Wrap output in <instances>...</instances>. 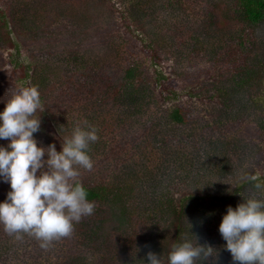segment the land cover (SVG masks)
Returning a JSON list of instances; mask_svg holds the SVG:
<instances>
[{
    "label": "rangeland",
    "instance_id": "rangeland-1",
    "mask_svg": "<svg viewBox=\"0 0 264 264\" xmlns=\"http://www.w3.org/2000/svg\"><path fill=\"white\" fill-rule=\"evenodd\" d=\"M226 4L227 0H0V80L11 81L16 86L30 85V79L22 71L32 63L33 56L18 41L19 32L30 43L36 57L52 56L56 71L71 77L67 78L66 90L62 86L67 91L65 96L50 102L40 95L41 109L37 111L40 128L33 133L38 144L47 146L51 142L57 149L50 127L57 118V106L77 97L76 91L81 89L77 78L81 71L71 70L77 54L85 53L90 62L106 60L109 66L117 62L119 67L123 65V56L138 55L154 100L152 111L143 112L141 121L125 118L127 123L120 129L118 123L123 118H117L120 115L115 104L107 103L102 109L105 113L97 118L102 131L114 136L117 148L130 153V167L125 172H132V177L121 175L117 180L139 183L135 172L141 173V178L151 173L144 179V191L133 193V210L137 215L141 216L149 204L150 211H154V216H146L149 220L141 221L142 233L135 250L121 249L119 233L103 238L102 233H106L99 221L87 215L74 222L70 235L51 241L47 247H41L40 241L28 234H21L19 239L14 234L1 235L0 264H78L75 256L81 254L85 255L82 264H142L136 260L129 263L133 251L134 257L143 256L145 252L139 254L140 250L150 244L154 249L151 251L166 254L169 246L178 241L179 221L174 216L167 218L170 210L166 200L172 195L175 203L185 195L189 221L194 212V222L204 219L211 225L209 229L200 222L196 226L187 223V227L203 229L207 238L198 242L215 248L213 254L220 252L229 260L226 264H238L224 247L218 224L226 206L235 207L248 196L264 199V80L241 89L232 85L228 68L222 63L223 55L214 62L207 50L213 45L215 53L221 54L228 46L230 32L226 18L219 16L212 23L208 19L209 7L223 10ZM205 31L209 42L203 34ZM17 61L25 68L18 67ZM69 61L71 65L66 63ZM234 95H239L236 99L242 104L237 113H234L237 110ZM175 105L189 106L192 124L176 126L167 120L168 109ZM145 106L149 108L148 104ZM78 121H81L79 117L72 116L66 122L73 127ZM121 136L129 140H122ZM205 167L211 173L205 172ZM157 173L167 178L164 181L167 190L157 185L150 191ZM238 185L241 186L239 197L230 195ZM127 187L134 186L129 183ZM210 213L212 217H208ZM171 220V226H166ZM215 220L217 224L212 223ZM159 224L164 226L161 228ZM131 225L135 226V222ZM197 232L181 234L179 238L187 237L195 242ZM3 256L6 258L2 259ZM212 261L209 257L201 264H214Z\"/></svg>",
    "mask_w": 264,
    "mask_h": 264
},
{
    "label": "trees",
    "instance_id": "trees-1",
    "mask_svg": "<svg viewBox=\"0 0 264 264\" xmlns=\"http://www.w3.org/2000/svg\"><path fill=\"white\" fill-rule=\"evenodd\" d=\"M207 10L208 7L206 8V11ZM219 16L226 18L229 24L227 32H230V34L228 37V46L223 53H215L216 48L213 45L208 46L209 49L207 48V50L209 53H212L214 62L219 61L220 55H223L224 60H222V63L228 68L230 79L233 80L232 85L236 84L238 85L236 87H240V89L252 86L255 81L259 79L263 81L264 0H227V4L223 10L215 6L209 7L208 19L210 23ZM21 34V32L18 33V41L22 43L26 49L30 50V54L33 56V61L31 60L32 63L28 64V68L26 67V69L22 71V73L25 72L26 77L30 79L29 84L37 85L40 95L46 97L50 102L56 101V98L60 95L65 96V92L67 91L64 92V89L66 90L69 85L67 84V78L71 79V77L61 74L59 70L56 71L54 67V58L52 56L46 55L36 57V55L32 53L30 43ZM203 34L206 35V41L209 42L207 31ZM1 38L2 35L0 31V40ZM240 57L243 60H240ZM71 61H73V59H71ZM71 61L66 63L71 65ZM121 62L123 65L120 67L117 65V62H111L109 66L106 60H94L90 62L85 53L77 54L75 65L71 67V70L73 72L75 68V70L81 71L82 75L80 77L77 76L79 79L78 85L81 89L76 91L77 97H74L70 101H64L57 106L56 110H58V115L55 116L57 118H55L53 126L50 127V133L56 137V142L58 144L57 150L59 151L64 136L67 135L72 128L71 125H67L66 122L69 118L76 116L79 117L81 121L86 119L96 126L98 139L92 142L89 148V155L93 160V167L90 170L80 169L78 179L87 190V199L94 202V210L90 216L99 221L98 224L101 225V229L106 233L104 235L101 232V236L106 239L107 236L111 234L115 235L119 233L121 241L123 242L121 249L130 252L132 248L135 250L138 245L136 243L142 233L141 221L149 220V218L146 217L148 214L154 216V211H150V204L140 216L133 210L134 204L132 203L133 193L136 194L144 191V179L149 177L151 173L141 178V173L138 174L139 172H135L136 174L134 173V175L138 177L137 180L139 183L127 180H123V183L117 180L118 177L121 178V175H123L122 178L127 177L130 179L132 177V174H130L132 172H125V170L130 167L128 161L130 153L125 154L122 149L117 148L119 146L118 142L115 140L114 136L110 137L108 135V131H102L101 124H98L97 118L99 115L105 113L102 109L107 103L115 104L117 110L119 109L118 114L120 115L117 118H123L118 123L119 128L121 125L127 123L125 118L129 119L133 117L135 122L139 118L141 121L143 112L149 114V111H152L154 100L152 98L153 89L150 87L149 80H147V72L143 67L140 57L134 53H129L127 57L123 56ZM16 63L18 67L20 66L22 69L25 68L20 65L18 61ZM117 66L118 68H116ZM109 70H111V73L108 72ZM48 85L52 88H49ZM15 86L16 85L11 81H1L0 108H3L4 99H6L8 92ZM62 86L64 89H62ZM100 87L102 89H100ZM78 95L80 96L78 97ZM238 96L239 95L233 96V100H236L233 102L234 109H237L234 110V113L239 112V109L242 108L239 98L236 99ZM145 104H148L149 108H147ZM190 112L191 110L188 105L172 106L167 111V120L176 126H188L192 124ZM149 121L150 120H148V123ZM123 131L118 132V136H120ZM121 139L129 140L124 136H121ZM128 143H130V141H128L127 144ZM0 144H5V140H0ZM217 145L223 147V144L218 143ZM129 149L131 151L134 150L131 145H129ZM116 150L118 153H116ZM205 169V172L211 173L210 168L205 167ZM248 178L249 180L251 179L250 177ZM178 179L179 181L182 180V173L178 174ZM259 179L260 177L252 181H257ZM155 180V184H150L152 187L150 191L153 189L155 190L154 186L157 185L167 190L164 183L167 178L164 175L157 173L155 175ZM129 183L133 184L134 187L132 189L127 187ZM239 185L232 190L230 195L239 197V191H241L239 189L241 186ZM8 189V183L6 181H0V199L5 197ZM159 196L164 197L165 195L160 194ZM184 198L185 195L175 203L174 195H172L166 200L167 209L170 210L171 215L170 216L168 213L167 218L170 220L171 217L174 216L179 221L176 229V235H178L176 239L180 240L181 238H179V236H181V234L188 235V233L192 231H198V236H196L197 240H206L207 236L202 232L203 229L197 230V228L194 227H187V223L193 222L192 225L196 226L199 225L200 222L201 226L206 225V228L209 229H212L211 225L207 223V221L204 222V219L201 221L199 220V222H194V212H192V217L189 221L186 215L189 214L190 209H185ZM163 199L165 200V198ZM208 217H212V214L210 213ZM134 222L135 226H132L131 224ZM171 222L172 220L166 226H171ZM156 223H158L157 219H155V224ZM212 223L217 224L216 220L212 221ZM159 225L161 228L164 226L163 224ZM1 235L5 237L8 233L0 228V238ZM124 242H126V244H124ZM151 244L156 246L155 243ZM149 245L150 244H145L144 249L140 250L139 254L154 250ZM123 250L121 252H123ZM133 253V255L131 254L132 260L129 263H132L134 260L142 261L141 259L146 258V255L134 257L136 252L133 251ZM1 255L0 250V257ZM83 256L85 255L81 254L75 256L78 260V264H82L81 260H83ZM4 258L6 257L3 256L2 259ZM214 258L215 255L213 254V259ZM215 259L217 262H220L218 264H226L229 261L220 254V252H216ZM212 262L216 264L215 260ZM208 263L211 264V262ZM4 264L11 263L4 262Z\"/></svg>",
    "mask_w": 264,
    "mask_h": 264
},
{
    "label": "clouds",
    "instance_id": "clouds-1",
    "mask_svg": "<svg viewBox=\"0 0 264 264\" xmlns=\"http://www.w3.org/2000/svg\"><path fill=\"white\" fill-rule=\"evenodd\" d=\"M38 109L41 99L34 84L13 87L0 108V140L7 141L0 144V181L9 185L0 199V228L17 239L31 235L47 247L70 235L74 222L94 210L78 177L80 169L93 167L89 148L98 135L96 126L85 119L74 123L59 151L51 142L38 144L33 135L40 128ZM218 231L234 262L264 264V199L248 196L235 207L226 206ZM214 249L199 243L196 236L195 242L183 237L166 254L149 250L147 259L141 260L142 264H197L199 259L201 264L213 258Z\"/></svg>",
    "mask_w": 264,
    "mask_h": 264
}]
</instances>
